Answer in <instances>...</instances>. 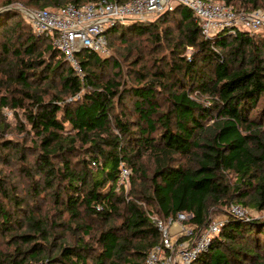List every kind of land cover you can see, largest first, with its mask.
Wrapping results in <instances>:
<instances>
[{"label": "trees", "instance_id": "obj_1", "mask_svg": "<svg viewBox=\"0 0 264 264\" xmlns=\"http://www.w3.org/2000/svg\"><path fill=\"white\" fill-rule=\"evenodd\" d=\"M19 1L57 9L100 0ZM223 2L264 9V0ZM19 17L10 8L0 13V74L10 81L0 110L22 109L35 138L30 146L6 138L0 149L16 151L34 202L21 198L8 176L0 179V236L10 248L0 246V264H146L160 241L152 216L181 212L192 214L188 224L197 233L214 215L226 216L194 264H264V35L205 39L182 6L154 21L118 24L108 34L110 51L116 42L129 44L131 63L140 67L124 80L117 58L87 50L78 54L79 75L52 39L21 19L12 22ZM176 17L180 40L167 61L153 47L171 36L162 22ZM147 43L153 46L143 54ZM188 46L195 49L190 60ZM46 53L55 61L47 62ZM55 81L60 92L46 99ZM10 161L9 152L0 154V162ZM121 162L134 172L129 193L118 184ZM45 201L53 214L43 212ZM233 203L258 214H229Z\"/></svg>", "mask_w": 264, "mask_h": 264}, {"label": "built area", "instance_id": "obj_2", "mask_svg": "<svg viewBox=\"0 0 264 264\" xmlns=\"http://www.w3.org/2000/svg\"><path fill=\"white\" fill-rule=\"evenodd\" d=\"M186 7L199 22L205 39L220 33L250 35L264 33V9L237 10L216 0H129L118 3L109 0L69 3L57 9L40 8L27 13L37 35H46L79 75L83 74L78 54L87 50L100 55L110 54L109 31L118 24L150 21L153 17ZM93 165H97L93 162ZM118 184L129 181L132 169L121 162ZM251 212L240 204H232L229 214L246 217ZM160 232V241L147 254L146 264H194L208 250L221 232L226 216L212 220L200 233L197 225L188 224L192 214L178 213L176 218L152 216Z\"/></svg>", "mask_w": 264, "mask_h": 264}, {"label": "rangeland", "instance_id": "obj_3", "mask_svg": "<svg viewBox=\"0 0 264 264\" xmlns=\"http://www.w3.org/2000/svg\"><path fill=\"white\" fill-rule=\"evenodd\" d=\"M4 0H0V5L2 4ZM216 1H221L223 2V0H216ZM7 8H10L12 10H16L17 12H19V14L21 15V17L19 18H15L12 22H16L17 20L21 19L22 22H24V24L28 23L31 28L32 25L31 23L28 21L27 18V13L32 12L34 10L40 9L39 7H34L32 5H30L29 3H27L26 1H19V0H15L12 1L9 5L6 6H2L0 7V13L4 12ZM237 10H242V8L240 7H236ZM158 19V17H153L151 19V21H154ZM179 27H182L179 17H176V19L174 21H170L168 23L162 22V24L160 25L161 30H163V33H165V30L168 29V31L170 32L171 36L167 39V41H162L163 46L160 48H156V46H154V56H157L158 58H165L167 59V61H169L171 59V48L173 45V43L177 42V40L180 36V31H179ZM166 28V29H165ZM33 29V28H32ZM26 31V30H25ZM34 32V31H33ZM234 35V34H231ZM256 36L259 35H264V33L260 32L255 34ZM38 37L41 38H49L47 37L45 34L44 35H38ZM43 45L41 47V50H44V44L41 43L40 46ZM149 43H147V45L145 44V47H142L143 49V54L147 52V50L151 49L152 46H148ZM130 45L129 44H120L114 43V46H111V51L110 54H108L107 56L111 55L115 58H117L121 64L122 67L124 69V80H126V76L127 74L131 73L133 69L137 68L139 69L140 67H134L131 63V61L135 58L134 55V51L132 50V52L130 51ZM195 49L192 46H188L185 49V55L187 56V58L190 60L191 59V55L194 53ZM47 60V62H54L55 60L53 59L52 56L48 55L46 53V55H44ZM109 77L112 76L111 71L108 73ZM173 81H169L168 84H172L174 83ZM10 81H5L4 77L0 74V97L4 94L9 93L7 91V87L6 85L9 83ZM58 82L55 81L54 85L52 87H50L49 89H47L46 93H44V96L46 99H49L50 96L56 94V92H60V87H58ZM48 88V87H47ZM86 88L83 89V91ZM82 93H79L75 96H67L65 95V100L67 101H73L75 99H78L81 96ZM22 96V95H20ZM129 106H131V103H127ZM118 109V108H117ZM116 109V110H117ZM6 138H12L15 141H17L19 144H25L26 146H30L32 144V139L35 138L34 133L31 132L30 130V125L28 123V120L26 119L25 115L23 114V110L20 109L19 107H14V106H4L2 107V109L0 110V144L2 142V140L6 139ZM9 152V156L11 158V163L5 164L3 162H0V179H4L6 176H8L11 179V182L15 183L17 188H18V194L21 196V198H25L28 201V204H33L34 200L30 195V186L32 185L31 182V178L29 179V177L25 174L26 169H24L21 160L18 159V156L16 155V151L14 149L11 150H3L0 149V154L2 153H7ZM33 161V156L28 155L26 162L31 163ZM153 164V162H152ZM23 167V168H22ZM24 169V170H23ZM134 176V172L132 171V174L130 176V179L128 182H126V184H124L122 187V189L126 192L129 193V191L132 188V177ZM229 182L231 184L236 183V178L233 175L229 176ZM41 204V202H40ZM233 204H237V203H233ZM43 206V212L44 213H48V214H53V212L55 211L54 208H51V204L48 203L47 201L42 203ZM248 210L252 213V215H256L258 214L257 211L255 209L252 208H248ZM62 216V215H61ZM157 217L161 218L160 216L156 215ZM224 217V215L222 214H217L213 216V219H218ZM50 222H60V218L56 217V216H52V218H49ZM118 222V221H117ZM120 222V221H119ZM59 229H55V232H57ZM23 230H18V233H21ZM5 235L0 236V246L4 249H10L8 247V244H6L5 242Z\"/></svg>", "mask_w": 264, "mask_h": 264}]
</instances>
